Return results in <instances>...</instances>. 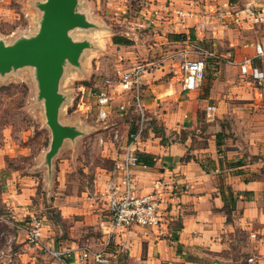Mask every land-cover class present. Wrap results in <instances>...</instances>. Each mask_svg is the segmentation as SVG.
I'll use <instances>...</instances> for the list:
<instances>
[{
	"label": "crops",
	"instance_id": "1",
	"mask_svg": "<svg viewBox=\"0 0 264 264\" xmlns=\"http://www.w3.org/2000/svg\"><path fill=\"white\" fill-rule=\"evenodd\" d=\"M142 1L137 19L141 26L150 27L148 33L156 38L153 45L159 47L151 46L153 50L183 42L171 37L182 33L220 56L217 72H212L217 77L208 80L206 69L200 86L188 93L182 91L175 73L169 76L167 70H154L143 76L142 101L148 120H159L162 131L147 121L134 144L136 154L153 157L151 165L134 173L136 192H147L157 178L170 181L175 188L187 186L178 192L177 209L168 218L167 232L133 226L112 236L105 245L107 240L97 223L105 214L108 185L116 181L113 169L121 158L125 138L136 128L133 121L126 128L112 123L106 132L109 137L103 131L93 142L87 141L90 151L81 158L83 162L78 160L79 139L75 138L69 139V145L63 140L50 158L48 151L38 155L33 165L38 169L32 174L17 169L6 172L1 203L10 218L1 215L0 223L10 225L8 239L13 249L6 254L0 249V258L19 257L23 264H99L79 258L81 246L88 245L93 250L105 248L108 261L104 264H264V142L248 151L227 142L226 160L220 152L223 126L233 122L228 117L241 118L252 101L264 96V89L242 76L236 64L250 57L252 64L264 67L254 56V45L264 46V0H172L170 8L190 13L182 23L172 12L163 17L168 0ZM117 36L129 41L124 45L132 44V37ZM112 86V100L120 102L124 95ZM208 106L213 107L209 115ZM201 112L205 121L199 119ZM200 125L201 134L196 133ZM116 127L122 136L119 142L110 137ZM168 131L172 133L169 138ZM259 152L262 158L259 155L257 160L246 161L247 154ZM78 166H82L81 172ZM222 184L238 195L230 219L221 210ZM34 215L44 220L42 241L70 251L62 263L39 248V254L35 253L26 242L27 221Z\"/></svg>",
	"mask_w": 264,
	"mask_h": 264
},
{
	"label": "rangeland",
	"instance_id": "2",
	"mask_svg": "<svg viewBox=\"0 0 264 264\" xmlns=\"http://www.w3.org/2000/svg\"><path fill=\"white\" fill-rule=\"evenodd\" d=\"M41 1L0 0V41L10 45L18 39L35 35L42 16V10L38 5ZM239 6L242 7V5ZM142 7V0H80L79 3L77 2L76 11L84 15L88 26H74L68 30V36L73 41H85L87 44L80 52L77 64H72L67 59L62 64L58 90L64 101L60 107L58 120L60 124L73 127L77 131V135L72 139H79L76 148L78 160L82 161L81 158L90 151L87 141L93 142L96 134L109 131L112 123L115 126L120 125V128H126L130 123L134 122L135 125L137 122L133 107L121 112L118 108L120 102L119 100L116 102V99L111 100L108 118L98 119L95 94L99 89H108L105 84L106 79L113 84L117 81L119 71L129 69L136 63L156 62L168 51L184 48L186 45L182 41L171 44L174 46L159 44L160 48L153 50L154 47H159L153 45L156 38L148 33L150 27L141 26L137 19ZM113 35H128L133 39L132 44L115 45L112 42ZM198 45L205 47L204 44ZM172 64H161L163 66L156 70H167L166 74L169 76L172 75L171 73L180 74L174 71L176 67ZM206 65L207 79L217 77L214 75L217 72L215 69L217 65L209 60ZM178 80L181 83L180 77ZM205 88L206 84L203 89ZM125 96L130 98V95ZM252 102L254 104L250 108H245L246 112L241 114V118L232 115L228 118L233 122L227 125L228 127L223 126L224 137H222L220 148L222 159H227V142L235 144L238 150H240L239 147L247 148L246 151L249 147L251 150L258 143L264 142V96ZM199 119L205 121L203 112L199 114ZM186 120L187 117L184 118V121ZM148 124L162 131L159 120H148ZM202 127L203 125H200L199 132L196 133L201 134ZM167 135L169 138L172 133L168 131ZM106 137H109L107 133ZM51 139L44 102L39 97L36 67L24 65L0 72V216L10 218V213L1 203L2 191L7 186V178L4 177L6 172L17 169L19 173L32 174L37 171L38 167H33L37 161L36 157L42 156L49 150ZM69 139H64L66 145H69ZM263 150L262 154H264ZM247 155L246 161L257 160L259 155L263 157L260 152L254 156ZM106 163L104 161L103 165ZM78 169L81 172L82 166H78ZM75 173L79 178V172ZM222 185L224 188L227 187L225 184ZM9 226L3 221L0 223V249L4 254L13 249L8 239V233L11 231ZM36 249L33 247V251L39 254V250ZM9 261L13 264H23L19 257L15 259L4 255V258H0V264H8Z\"/></svg>",
	"mask_w": 264,
	"mask_h": 264
},
{
	"label": "built area",
	"instance_id": "3",
	"mask_svg": "<svg viewBox=\"0 0 264 264\" xmlns=\"http://www.w3.org/2000/svg\"><path fill=\"white\" fill-rule=\"evenodd\" d=\"M168 1L170 3H168L163 17L168 18L167 14L172 12L178 22H184L185 17L190 13H185L179 8H170L172 0ZM153 14L158 15L156 10L153 11ZM183 42L186 44L184 48L170 50L156 62L136 63L129 69L121 71L117 76V81L113 83L119 87V94L124 95L118 106L119 111L123 112L129 107H133L137 115V122L135 131L128 132L125 138L121 158L113 169L116 181H112L108 185L105 214L97 223L100 233L107 240L105 245L108 244L112 236L133 226L167 232L168 218L172 217L173 212L177 209L175 200L178 192L187 190L186 185L175 188L170 181L157 178L152 181L147 192L137 193L134 178L136 170L148 167L146 163L138 160L134 147L148 121L142 101L143 76L163 65L173 63L176 72L180 73L178 75L182 82V91L188 93L200 86L206 74L207 60L213 61L215 65L219 63L220 56L215 51L197 43L196 45L191 42L190 38H185ZM254 53L256 58L264 62V46L261 43L254 45ZM236 64L242 76L248 77L256 87L264 89V67L252 64L250 57H245ZM105 84L108 89H99L95 94L97 117L100 120L108 118L111 100L114 96V91L110 92L109 88L113 87L111 81L106 79ZM125 95H130V98L128 99ZM212 109V106H208L207 114ZM110 137L117 142L121 140L122 136L117 127L112 129ZM27 222L26 242L29 247L39 248L49 257L62 263L64 256L69 255L70 251L53 248L50 244L42 241L44 220L41 217L31 216ZM79 258L84 261L92 260L99 264L108 261L104 247L93 250L88 245L81 246ZM250 260L251 258L248 259V261Z\"/></svg>",
	"mask_w": 264,
	"mask_h": 264
},
{
	"label": "water",
	"instance_id": "4",
	"mask_svg": "<svg viewBox=\"0 0 264 264\" xmlns=\"http://www.w3.org/2000/svg\"><path fill=\"white\" fill-rule=\"evenodd\" d=\"M42 10L35 35L21 38L10 45L0 41V72L24 65L36 67L39 97L43 99L46 122L51 130V145L47 158L53 156L63 140L77 135L73 127L60 124L59 108L64 98L58 90L62 64L67 59L77 64L85 41H73L68 30L86 27L88 22L76 11L77 0H45L38 3Z\"/></svg>",
	"mask_w": 264,
	"mask_h": 264
},
{
	"label": "trees",
	"instance_id": "5",
	"mask_svg": "<svg viewBox=\"0 0 264 264\" xmlns=\"http://www.w3.org/2000/svg\"><path fill=\"white\" fill-rule=\"evenodd\" d=\"M171 37L175 40H184L186 38V36L182 33L172 34ZM112 41L113 43H116V44H128L129 43V41H127L121 36L112 37ZM216 142L217 144H219V141H216ZM137 158L139 161L144 162L147 165H151L153 163L152 155L147 154V153H137ZM221 197L224 202V205L221 210L224 211V213L227 215V219H230V214H231V211L235 207V203L238 198V195L234 193L229 186H227L221 191ZM263 199H264V191H263Z\"/></svg>",
	"mask_w": 264,
	"mask_h": 264
}]
</instances>
